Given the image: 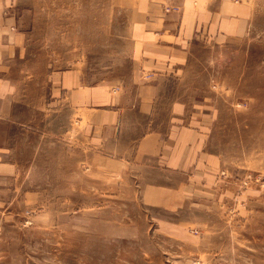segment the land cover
I'll return each instance as SVG.
<instances>
[{
  "label": "rangeland",
  "instance_id": "rangeland-1",
  "mask_svg": "<svg viewBox=\"0 0 264 264\" xmlns=\"http://www.w3.org/2000/svg\"><path fill=\"white\" fill-rule=\"evenodd\" d=\"M15 1L34 20L0 64V264H264V0H222L242 23L179 47L157 106L159 129L171 99L200 125L184 174L105 158L101 103L61 81L134 88L137 0Z\"/></svg>",
  "mask_w": 264,
  "mask_h": 264
},
{
  "label": "crops",
  "instance_id": "crops-1",
  "mask_svg": "<svg viewBox=\"0 0 264 264\" xmlns=\"http://www.w3.org/2000/svg\"><path fill=\"white\" fill-rule=\"evenodd\" d=\"M243 7L238 4H223L222 0H137L132 8L130 21L131 39L139 50H134L139 57L140 69L154 71L152 78L146 72L132 85L117 83L113 78L105 77L101 85L83 86L79 78L71 73L61 81L69 83L70 95H79L86 90L84 97L92 104L101 103L105 120V158L121 159L126 151H133L134 158L143 159L149 155L156 167L171 173L184 174L190 168L193 146L199 141L200 125L190 127L193 111L185 116L184 103L180 99L170 100L167 107L166 128L159 129L164 117L157 103L167 102L164 94V80L174 60L182 57L179 47L190 38L197 27L209 31L224 29L233 31L242 23ZM30 10L22 8L18 1L0 0V64L11 55L15 47L25 50L26 23L33 21ZM25 23V25H24ZM20 39V43L15 40ZM1 69V66H0ZM73 72V71H72ZM0 83L8 86V79L0 78ZM133 91V92H132ZM145 105V106H143ZM134 111L143 113L145 120H139ZM95 116V114L93 115ZM166 117V116H165ZM185 122V123H184ZM127 133L140 134L133 144L121 140ZM129 157V156H128Z\"/></svg>",
  "mask_w": 264,
  "mask_h": 264
}]
</instances>
